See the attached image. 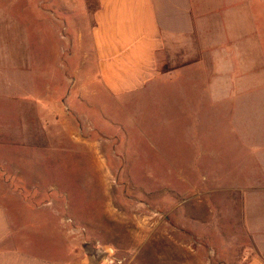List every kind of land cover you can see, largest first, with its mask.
Returning <instances> with one entry per match:
<instances>
[{
    "label": "rangeland",
    "instance_id": "rangeland-1",
    "mask_svg": "<svg viewBox=\"0 0 264 264\" xmlns=\"http://www.w3.org/2000/svg\"><path fill=\"white\" fill-rule=\"evenodd\" d=\"M200 5L204 28L159 55L176 73L118 97L98 77V0H0V203L59 217L83 264H241L252 246L264 0Z\"/></svg>",
    "mask_w": 264,
    "mask_h": 264
},
{
    "label": "crops",
    "instance_id": "crops-1",
    "mask_svg": "<svg viewBox=\"0 0 264 264\" xmlns=\"http://www.w3.org/2000/svg\"><path fill=\"white\" fill-rule=\"evenodd\" d=\"M200 2L98 0L92 35L98 77L111 95L139 92L176 73L159 71V55L204 28ZM220 91L231 96L240 90ZM255 190L243 202V223L252 246L243 253L241 264H264V182ZM64 230L59 217L14 214L8 204L0 203V264H83Z\"/></svg>",
    "mask_w": 264,
    "mask_h": 264
},
{
    "label": "built area",
    "instance_id": "built-area-1",
    "mask_svg": "<svg viewBox=\"0 0 264 264\" xmlns=\"http://www.w3.org/2000/svg\"><path fill=\"white\" fill-rule=\"evenodd\" d=\"M72 221V220H69V222Z\"/></svg>",
    "mask_w": 264,
    "mask_h": 264
}]
</instances>
